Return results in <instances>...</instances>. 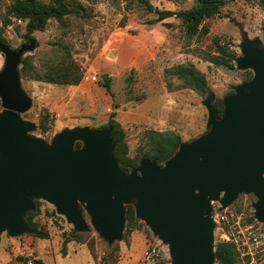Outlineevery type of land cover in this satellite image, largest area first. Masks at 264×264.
Returning a JSON list of instances; mask_svg holds the SVG:
<instances>
[{
  "label": "rangeland",
  "instance_id": "rangeland-1",
  "mask_svg": "<svg viewBox=\"0 0 264 264\" xmlns=\"http://www.w3.org/2000/svg\"><path fill=\"white\" fill-rule=\"evenodd\" d=\"M13 1L0 0L2 37L12 48L29 37L37 41L35 49L25 53L31 70L20 73L22 86L32 98L30 109L22 114L35 124L29 134L50 142L65 128H100L115 112L114 118L125 131L131 157L144 147L146 130H171L183 142L206 133L207 109L203 101L210 92L215 104L253 74L250 69L236 67L235 59L242 55L239 44L243 33L250 40L258 37L264 45V8L260 0L224 2L219 13L203 21L208 31L191 38L185 35L180 18L157 21L155 13L131 0H65L69 12L62 19L52 17L43 30L29 33L26 21L18 23L7 14ZM150 2L174 11L194 5V0ZM217 57L232 60L221 64L214 61ZM3 59L0 53V68ZM180 64H192L204 76L206 92L195 90L171 73ZM67 68L71 76L82 72L77 84L58 82L62 70ZM48 72L56 78L54 81L42 78ZM107 77L113 95L102 85ZM42 119L48 127L45 132L39 129ZM256 200L252 193L242 192L224 209L218 201L211 202L214 249L222 241L235 244V264H264V238L262 248L254 250L253 255L243 254L235 241L240 243L236 237L240 230L252 226L264 230V224L254 216L252 204ZM36 208L33 220L39 230L48 233V238L29 233L9 236L2 232L0 264H26L28 258L37 260L36 257L42 261L36 264H137L150 245L159 250L158 264H171L168 245L140 218L128 235L125 220L122 237L109 243L94 229L88 213L82 209L90 229L74 231L77 237L65 243L72 236V225L43 199H38ZM82 243L85 246H79Z\"/></svg>",
  "mask_w": 264,
  "mask_h": 264
},
{
  "label": "water",
  "instance_id": "water-1",
  "mask_svg": "<svg viewBox=\"0 0 264 264\" xmlns=\"http://www.w3.org/2000/svg\"><path fill=\"white\" fill-rule=\"evenodd\" d=\"M36 46L30 37L16 48L0 42V234L31 233L24 217L34 199H43L74 231L90 229L84 209L112 243L122 237L125 205L133 203L136 217L168 245L171 264H213L211 202L224 209L240 193H252L254 216L264 224V45L258 37L243 33L236 67L253 74L223 97L221 115L211 92L203 101L207 132L182 142L162 165L141 158L129 172L118 164L109 127L65 128L50 142L29 134L35 124L22 114L32 98L19 66Z\"/></svg>",
  "mask_w": 264,
  "mask_h": 264
},
{
  "label": "trees",
  "instance_id": "trees-1",
  "mask_svg": "<svg viewBox=\"0 0 264 264\" xmlns=\"http://www.w3.org/2000/svg\"><path fill=\"white\" fill-rule=\"evenodd\" d=\"M131 1L139 6H142L147 11L155 13L157 15V21H161L172 16L180 18L183 23L185 35L191 38L197 34H204L208 31L206 26L202 24L203 21L219 13L221 5L228 0H194V5L192 7L176 11L158 8L157 6L153 5L150 0ZM260 2L264 8V0H260ZM68 12L69 4L65 0H51L50 4H43L37 0H14L7 9L8 15H12L16 19L26 21L27 31L29 33L34 30H43L50 18L53 17L57 20H60ZM167 25H170V23H167ZM0 42L9 46L8 42L2 37L1 31ZM228 59L230 61L232 60L231 57ZM228 59L221 60V58L217 57L214 58V61L217 63L226 64ZM31 65L32 64L29 60V56L23 55L21 64L19 66L20 73H28L31 70ZM228 65L232 67V64ZM171 73L182 79L185 84L201 93L206 92L208 89L204 76L198 70H196L192 64L177 65L172 69ZM61 77L62 78L57 79L60 83L77 84L82 77V72L77 71V74L71 76L69 68H67V70H62ZM42 78L46 81H54L56 79L52 77L50 72L46 73ZM102 85L110 95H113L109 77L105 78ZM233 92L234 91L229 93V95ZM213 105L216 108L217 115L220 116L223 110L222 100H217ZM114 117L115 112H111L106 124L100 128H111L115 143L114 155L120 168L127 172L135 168L139 164V160L141 158L155 160L158 164L162 165L165 160L176 153L180 144L183 142L181 136L171 130H146L144 132V147L141 146L135 156L131 157L128 155V144L125 138V131L120 122ZM47 128L48 127L44 125V119H42L39 129L41 132H45ZM80 145V142H76L75 144L77 147ZM34 202L36 205L38 199H34ZM125 208L127 221L125 234L128 235L134 228L138 226V220L135 215L133 203L126 204ZM37 210L38 208L28 211L24 217L25 222L31 229V233L29 234L39 238H48V233L39 230L35 221L33 220ZM76 234L77 233L72 230V236L66 238L65 243L75 239L77 237ZM214 256L215 262L217 264H235L237 256L235 244L228 241L218 242L215 245ZM36 262L41 263L42 261L41 259H37Z\"/></svg>",
  "mask_w": 264,
  "mask_h": 264
},
{
  "label": "built area",
  "instance_id": "built-area-1",
  "mask_svg": "<svg viewBox=\"0 0 264 264\" xmlns=\"http://www.w3.org/2000/svg\"><path fill=\"white\" fill-rule=\"evenodd\" d=\"M18 23H22L21 19H16ZM95 78V77H94ZM1 111V107H0ZM223 218V216H221ZM240 243L236 239V243L239 245L241 251L245 255H253L254 250H258L262 248V238H264V230H261L259 227H249L244 231H238V235ZM160 256L159 250L156 246H147L142 254V258L139 260L137 264H158V257ZM26 264H36V260L33 258H28Z\"/></svg>",
  "mask_w": 264,
  "mask_h": 264
},
{
  "label": "crops",
  "instance_id": "crops-1",
  "mask_svg": "<svg viewBox=\"0 0 264 264\" xmlns=\"http://www.w3.org/2000/svg\"><path fill=\"white\" fill-rule=\"evenodd\" d=\"M136 238H139V236L138 237H136ZM137 240H140V239H137ZM70 242H73V241H70ZM79 246H85L83 243L82 244H79ZM67 252H68V247H67ZM37 259H40L39 257H36ZM35 259V258H34ZM121 263H123L124 264V261H121Z\"/></svg>",
  "mask_w": 264,
  "mask_h": 264
}]
</instances>
